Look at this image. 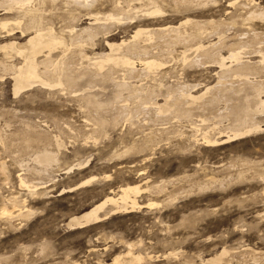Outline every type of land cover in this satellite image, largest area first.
<instances>
[{
  "label": "rangeland",
  "instance_id": "rangeland-1",
  "mask_svg": "<svg viewBox=\"0 0 264 264\" xmlns=\"http://www.w3.org/2000/svg\"><path fill=\"white\" fill-rule=\"evenodd\" d=\"M52 1L30 0L27 6L42 15L45 28L52 26L54 33L67 41L70 34H82L78 38L83 49L77 48L83 55L76 56L78 49L73 47L67 53L77 60V76L85 67H92L90 62L108 53L110 43L130 42L138 27H175L186 19L202 23L236 20V26L242 25L238 30L251 25L264 34V0H155L163 13L151 17L140 11L151 7L147 0L143 5L137 0H97L89 7L84 0ZM2 5L0 21L8 18L12 24L20 13L7 12ZM246 10L247 15H253L246 17ZM93 14L123 19L96 21ZM12 27L9 33L0 28V46L24 42L32 33ZM231 29L229 36L234 32ZM209 40L215 43L217 39L204 38L203 43L207 45ZM234 41L228 39V43ZM180 51L173 59H164V67L150 73L143 85L156 84L159 79L197 83L193 92H199L204 85L215 84L216 66H184ZM3 53L0 50V264H206L222 249L228 251L222 264H264V131L224 145L206 146L202 141L194 143V130L182 122L112 124L118 103L112 106L110 101L118 93L116 81L121 80L122 70L112 75L117 80L95 77L92 83L94 76L86 72L77 82L79 86L94 85L96 100L109 101L100 116L111 120L99 131L88 121L93 113L89 115L78 98L80 92L34 85L14 94L11 70L6 71V66H18L22 61L14 52ZM60 55V50H55L52 60H60ZM223 55H227L226 49ZM136 65L140 69L138 61ZM123 94L125 98L132 95ZM146 137L152 139L154 149L145 146ZM57 139L63 144L59 150ZM43 151L57 154V160L46 168L37 161ZM87 179V183L59 193ZM135 184L166 187L164 192L151 189L139 193L141 206L133 211L110 214L81 228L68 226L71 216L118 193L119 187ZM151 202L158 204L148 205ZM2 208L12 215L1 214ZM129 247L142 257L140 261H130Z\"/></svg>",
  "mask_w": 264,
  "mask_h": 264
},
{
  "label": "bare ground",
  "instance_id": "bare-ground-1",
  "mask_svg": "<svg viewBox=\"0 0 264 264\" xmlns=\"http://www.w3.org/2000/svg\"><path fill=\"white\" fill-rule=\"evenodd\" d=\"M29 1L30 0H0V5H4V7H2L3 10L20 13V15L17 14L18 17H15L16 19L13 20L12 24L9 22L8 18H5L7 20L4 19V21H0L1 29L9 33L14 29V27H12V25H14L16 27L15 29H20V31L24 33L32 30L31 35L28 36L26 41L16 42L13 40L14 42H8V44H2V46H0V50L4 51L3 55H9L11 52H14L22 61L18 66L13 64L10 66L5 65L7 67L6 71L11 70V77L14 82V94L34 85H40L49 89H60L61 91L66 90L71 94L80 92L79 95L77 93L78 98L84 101V106L88 110L87 112H89V115L93 113V117H88L90 118L88 121H91L95 129L101 131L111 120L109 119L108 121L105 117H101L102 115L100 116L101 110L109 106L107 105L109 101H106L108 103H104L105 101L101 103L99 100H96L95 95L97 93L93 92V89H95L94 85L79 86L77 82L86 75V72H91L92 76H94L92 83L93 81L96 82L95 77L101 78L102 81L117 80L112 75L122 70L123 74L121 75V80L116 81L118 93L115 99H111L112 101H110L112 106L114 103H118L116 106L117 109H114L115 114H113V118L110 121L112 124L117 125L121 122L134 126L137 123L156 125L161 121L182 122V125L187 124L194 130V133L191 132L195 140L194 143L202 141L206 146L224 145L225 143L242 138L246 135L264 131V34L260 33L259 30L257 31V29H253L251 25L249 27L247 26L245 31H242L238 30V26L242 25L236 26V20L226 21L227 23H219L217 21H205L207 23H202L201 21L186 19L185 21L182 20L183 22L179 25L177 24L178 26L175 27H173L174 25H165L166 27H157V29L153 30L149 27V29L138 27L136 30L134 29L135 32L132 35V40L130 42L126 41L128 44H125L126 42L124 43L123 40L121 44L110 43V51L90 62L89 66L93 68L90 67L88 69L85 67L86 70L82 73L80 71L79 73H81V75L77 76L78 73L75 72L74 66L77 60L73 56L69 57L67 53L70 51L71 47L76 49L84 45H82V43L80 44L79 39L82 34L80 33L81 36H78L79 38L77 36L70 37V34L69 40L67 41V38L55 34V31L51 28L52 26L45 28L42 15L33 13V9L27 6ZM96 1L97 0H90L87 2V0H84L85 7L92 6L93 2ZM128 1L132 2L134 0ZM137 1L141 4L145 2L143 0ZM137 1L135 0V2ZM146 2L151 7L140 10L145 13H143L144 15L151 17L163 13L155 0H147ZM196 2L198 3V1ZM128 3L129 2H127V4ZM189 4L190 3H188V5ZM142 5L139 4V6ZM136 9L140 8L136 7ZM121 10L119 12H121ZM247 10L244 11V13L247 12ZM7 12L5 14H7ZM248 13H250V10ZM250 14H246L247 16H245L248 17ZM258 14H260V12H258ZM262 15L264 14L262 13ZM93 16L96 21L105 20L110 22L109 20L120 21L123 19L114 14L103 15L104 17H98L96 14H93ZM245 16L242 17L245 19ZM237 19H239V17ZM48 20L49 19H45V22ZM97 28L100 27L97 26ZM231 28L234 29V32L232 36H229L227 32ZM92 29L94 28L92 27ZM93 35L97 36L94 33ZM209 37H216L217 40L215 43H211L209 40L210 43L205 45L203 39ZM230 37H232L233 41H236L228 43ZM124 45L126 49L122 50ZM179 48H181V51ZM57 49L60 50L61 58L60 60L54 61L52 60V53ZM81 49L77 50L78 53L76 54L78 55L76 56L83 55V50ZM224 49L227 51L226 56L223 55ZM178 51H180L178 53L179 60L184 66H201L205 69L216 66L219 70L214 73L216 78L215 84L204 85V89L199 92H193L197 83L194 85L192 83L189 84V82L187 84L180 81L168 83L159 79L160 81L156 84L146 83L143 85L142 81L146 79L150 73H155L164 67L165 63H167L164 59H173L175 57L174 53ZM71 54L74 55V53ZM40 56L44 57L41 61H38ZM137 61L140 65V69L137 68ZM77 71H79V69ZM116 77L118 78V76ZM124 91L132 93V95L126 96L127 98H125L122 96L124 95ZM128 97H132L131 99L133 101H129L130 99ZM105 112L102 113L104 114ZM183 127L184 126H182V129ZM184 132L186 133L187 131ZM197 136H200V138H197ZM60 141L58 139L56 140L57 150L63 145ZM145 143V146H151V149L153 148V141L150 137H146ZM56 155L55 152L43 151L42 154L37 156V161L42 167L44 166L46 168L57 160ZM88 181L89 179L82 181L74 187L61 189L59 193L73 190ZM20 182L25 184L23 179H20ZM164 187L166 186L162 187V185L153 184L152 186L146 185L145 187H140V184L121 186L118 188V193L106 195L89 209L78 215L71 216L67 224L70 228H81L99 222L110 214L133 211L141 206L137 200V195L139 193L151 189L164 192ZM157 204V202L148 203V205ZM12 213L13 212L7 210V208H2L1 214L10 216ZM129 246L131 247L132 245L129 244ZM130 247L129 251H127V255L131 256L130 261H140L142 257L133 254L130 251ZM227 254L228 251L222 249L215 256L208 258L206 264H220L223 261V257ZM115 262L119 263L120 261L116 258Z\"/></svg>",
  "mask_w": 264,
  "mask_h": 264
}]
</instances>
